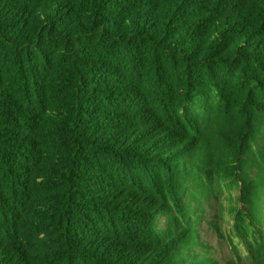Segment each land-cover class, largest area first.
<instances>
[{
    "label": "trees",
    "instance_id": "trees-1",
    "mask_svg": "<svg viewBox=\"0 0 264 264\" xmlns=\"http://www.w3.org/2000/svg\"><path fill=\"white\" fill-rule=\"evenodd\" d=\"M233 190L257 258L264 0H0V264H219Z\"/></svg>",
    "mask_w": 264,
    "mask_h": 264
},
{
    "label": "rangeland",
    "instance_id": "rangeland-1",
    "mask_svg": "<svg viewBox=\"0 0 264 264\" xmlns=\"http://www.w3.org/2000/svg\"><path fill=\"white\" fill-rule=\"evenodd\" d=\"M231 206L241 208L235 190L232 194L225 191L216 199L200 202V217L194 222L196 233L210 246V254L219 264L234 261L244 264H264V246L260 248L257 258H254L250 250L241 242L234 228L235 221L231 214ZM261 215L260 230L254 231V234L256 241L264 243V207Z\"/></svg>",
    "mask_w": 264,
    "mask_h": 264
}]
</instances>
